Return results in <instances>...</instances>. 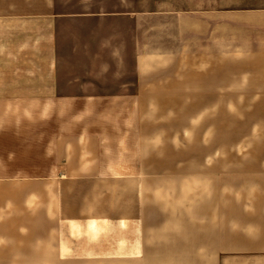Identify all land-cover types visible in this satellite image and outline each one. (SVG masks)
Returning a JSON list of instances; mask_svg holds the SVG:
<instances>
[{
    "label": "rangeland",
    "instance_id": "obj_1",
    "mask_svg": "<svg viewBox=\"0 0 264 264\" xmlns=\"http://www.w3.org/2000/svg\"><path fill=\"white\" fill-rule=\"evenodd\" d=\"M93 1L115 15L144 13L145 54L157 55L152 72L161 78L154 85L169 95L155 99L161 104L112 107V117L105 107L84 116V107L66 106L63 114L59 107L62 122L57 107L44 120L42 107H34V185L18 186V208L26 199L33 226L48 230L43 248L34 241L33 261L153 264L156 256L163 259L157 264H168L169 242L186 240L194 226H211L208 217L219 206V215L232 217L238 205L253 208L244 199L264 196V184L249 179L261 172L249 165L264 160V111L244 103L246 89L232 88L248 52L264 50V0ZM217 46L226 80L218 105L202 82V56ZM108 119L110 129L100 125ZM62 123L70 137L64 168L56 169L44 141L46 130L54 135Z\"/></svg>",
    "mask_w": 264,
    "mask_h": 264
},
{
    "label": "crops",
    "instance_id": "obj_2",
    "mask_svg": "<svg viewBox=\"0 0 264 264\" xmlns=\"http://www.w3.org/2000/svg\"><path fill=\"white\" fill-rule=\"evenodd\" d=\"M104 8L93 0H0V264H34V241L41 248L47 242L43 235L48 230L34 227L32 209H23L26 199L19 200L18 208V186L34 185V107H42V120L48 119L49 107H57L62 122L66 106L84 107L83 116L96 113L93 107H105V116L112 117V107L161 104L155 99L169 95L154 85L161 78L152 72L157 55L145 54L144 13L115 15ZM202 57L207 62L206 70L202 68L207 97L211 89V104H221L224 51L217 46L210 53L207 48ZM245 60L243 71H233L232 88L246 89L244 103L264 111V50L249 51ZM108 120L100 125L112 128ZM46 131L45 154L51 150L56 169L59 164L64 168L70 137L65 125L54 135ZM255 164L249 169L261 172L250 175V182L264 184V160ZM243 201L254 202L253 208L246 211L238 205L232 217H225L219 215V206L217 216L208 217L211 226H194L186 240L170 241L163 253L168 264H264V207L259 205L264 196ZM160 260L155 256L153 264Z\"/></svg>",
    "mask_w": 264,
    "mask_h": 264
}]
</instances>
